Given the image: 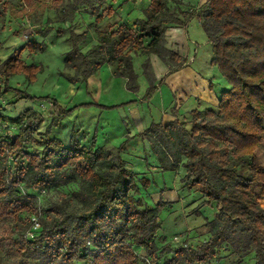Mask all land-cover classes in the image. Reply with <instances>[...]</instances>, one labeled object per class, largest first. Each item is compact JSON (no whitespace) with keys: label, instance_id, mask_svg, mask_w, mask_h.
Returning a JSON list of instances; mask_svg holds the SVG:
<instances>
[{"label":"trees","instance_id":"16d2710c","mask_svg":"<svg viewBox=\"0 0 264 264\" xmlns=\"http://www.w3.org/2000/svg\"><path fill=\"white\" fill-rule=\"evenodd\" d=\"M107 1L118 0H58L64 23L70 25L78 10L94 17L90 25L97 42L87 50V32L76 33L73 26H44L34 35L67 34L69 49L60 75L68 82H86L107 65L135 92L132 56L153 54L172 73L181 67L180 57L165 47L164 32L198 19L213 51L211 63L228 89L220 93L216 109H194L184 121L161 126L151 123L133 137L148 143L161 173L184 170L183 187L197 192L195 216L204 207L214 209L211 219L204 218L206 238L194 247L166 242L158 249L160 215L167 203L148 204L143 193L157 179L126 166L122 154L133 137L125 136L117 147H100L93 132L85 146L73 132L65 146L52 129L75 108L89 105L66 109L46 96L52 106L47 127L37 109L17 117L0 111V247L11 240L19 264H159L163 259V264H208L222 253L223 260L237 264H264V0H207L200 8L181 0H150L143 20L112 31L99 26L104 14L113 13L110 5L100 10ZM8 2L0 0V16ZM34 37L0 58V100L8 93L13 105L34 98L9 83L21 75L31 84L43 71L22 58L24 51L30 55L47 49L45 41ZM141 66L146 100L158 85L149 62ZM34 145L38 152L26 150ZM9 156L23 162L11 168ZM70 186L74 189L66 191ZM54 192L57 198L42 204V196Z\"/></svg>","mask_w":264,"mask_h":264},{"label":"crops","instance_id":"0c3cea01","mask_svg":"<svg viewBox=\"0 0 264 264\" xmlns=\"http://www.w3.org/2000/svg\"><path fill=\"white\" fill-rule=\"evenodd\" d=\"M181 1L183 5L191 8H200L207 0ZM149 2L150 0H133L128 2L118 0L114 3L107 1L105 7L110 5L113 13L111 15L104 14L99 26L111 31L115 30L121 24H126L128 27L133 28L136 20H143L145 18L144 12ZM102 9L103 7L100 8L101 11ZM93 20L94 17L88 10H80L75 13L72 23L70 25L67 23L68 26H64L65 28L73 26L76 33L87 32L85 50L97 42L95 32L90 25ZM200 28L198 19L192 17L185 27L172 26L165 30V47L179 55V63L181 64L180 68L170 74H168V66L153 54L148 56H132V66L138 76L137 80L141 77V65L147 60L149 65H151L156 85H158L157 89L146 100H143V95L136 94L139 89V84L136 92L128 91L126 89V80L122 77H114L112 67L102 65V68L98 72L87 79V84L102 88L103 86H107L111 79L119 80L121 87L125 88L129 98L111 105L116 106L117 109L110 112L100 110L94 106L75 108L71 114L58 122L57 127L52 129V136L67 146L74 132L75 138L82 145L89 146L92 140V133L94 132L96 138L95 144L97 146L117 147L125 139V136L133 137L134 134H139L147 129L151 123L161 126L175 120L180 121L181 119H185L189 112L194 109L200 111L215 109L220 93L228 89V85L224 80L226 86L224 85L218 89L217 96L211 95L210 92L207 93L208 90L206 89H208L209 80L212 82L213 78L201 77L198 69L193 64L195 58L192 57L190 50L194 45L203 44L209 51V62L212 61L213 51L208 43L207 37L203 35ZM59 36L62 37L63 35L61 34ZM34 38L36 41H40L39 37L35 36ZM66 39L64 38V40ZM8 55L7 53L4 58ZM192 65L194 66L192 67ZM15 88H19L18 85ZM5 99L11 102L13 100L12 94L8 93L3 95L0 100V111L12 117L9 115L11 113H9L7 105L2 104ZM68 103L67 101L63 103L64 108H71ZM89 104L94 105L95 102L79 103L77 105ZM119 105L122 106L118 107ZM8 108L11 109L12 113L14 110L20 113L23 111L19 110L21 108L26 110L33 107L29 103L24 102V100H19L12 107L8 106ZM17 113L14 117L17 116ZM49 121L50 117L47 115V117H44L43 126L47 127ZM123 152L122 158L131 171L145 174L147 177H151L152 174L157 173V177L159 178L164 173H161L158 168L154 156L149 151L148 143L141 138L133 137L125 145ZM179 170L183 175L184 170L182 168H179ZM156 183L159 185L158 190L161 192L165 182H161L162 185L158 181ZM165 187L167 189L169 188L167 185Z\"/></svg>","mask_w":264,"mask_h":264},{"label":"rangeland","instance_id":"374dc122","mask_svg":"<svg viewBox=\"0 0 264 264\" xmlns=\"http://www.w3.org/2000/svg\"><path fill=\"white\" fill-rule=\"evenodd\" d=\"M58 3V0H37L33 4L28 5L23 0H9L7 8L3 11L4 14L0 16V42H2L0 58H4L7 53L10 54L16 48L28 44L30 39L35 36V31L40 27L51 26L56 29L62 24L63 26H68L67 23L63 22L62 6ZM105 5H107L106 2L101 5V8L105 7ZM200 30L202 31V28ZM62 35L60 37L52 32L44 39L38 40V42L45 41L47 43V49L44 53L30 55L26 51L22 53V58L27 65L41 66L43 69L41 73L37 74L31 84H27L21 75L11 79L9 83L14 87L18 85L20 89L34 97L32 100H24V102L29 103L31 107L42 112L44 117H47L48 112L52 110L51 103L46 96L56 100L58 105L62 107H64L63 103L65 101L69 102L68 105L71 108L79 103L95 102L94 105L89 104V106L108 112L116 110L117 107L111 105L129 98L125 88L121 87L119 80L111 79L107 86L99 88L92 84H87V82L70 83L60 75V72L64 70V53L69 49L68 40H64V38H67V34L63 33ZM190 50L192 57L195 58L193 64L198 69L201 77L213 78L212 82L209 80L210 83L208 84V89H206L208 90L207 93L210 92L211 95L217 96L218 89L224 85L226 86V84L217 66L209 62L208 49L205 45L198 44L192 46ZM138 80L139 89L135 92L144 96L147 81L142 75ZM5 100L2 104L7 105V109L11 113L9 115L14 117L17 111L14 110L13 114L11 109L8 108V106L12 107L13 104H10L9 100ZM121 106L119 105L118 107ZM19 110L25 109L21 108ZM180 121H184V119ZM39 137V135H35L36 139H39ZM39 149L38 146L34 145L28 146L26 150L34 153L38 152ZM22 162L15 160L13 164H9L13 168L14 166H20ZM157 175V173L152 174L151 178L157 179L155 181L159 183L164 181L163 190L160 192L158 190L159 185L155 183L143 195L148 204L153 205L158 201L167 203L160 215L162 226L158 233V249H161L166 242L173 247L179 246V244H183L186 247H194L197 243L204 241L207 235L204 218L211 219L215 212L214 209L204 207L200 210L201 215L199 217L194 215V211L199 209L198 202L194 199L197 192H189L183 187L182 172L180 170L177 173L164 172L160 178ZM165 185L169 186L170 189H167ZM73 189L74 186H70L66 188V191L70 192ZM56 196L57 193L55 192L42 196V204L45 205L50 199L57 198ZM261 204L264 206V202ZM137 251L140 256H144L143 251ZM222 256H225V254L222 253ZM222 256L212 259L208 264H237L235 260L232 261L228 258L223 260ZM163 260L159 264H163ZM0 264H19V256L13 250V242L11 240H8L0 247ZM22 264L34 263L23 261Z\"/></svg>","mask_w":264,"mask_h":264},{"label":"built area","instance_id":"2783aa9c","mask_svg":"<svg viewBox=\"0 0 264 264\" xmlns=\"http://www.w3.org/2000/svg\"><path fill=\"white\" fill-rule=\"evenodd\" d=\"M14 161H15V159L12 158V156H9V162L13 164ZM32 221H33V224H32V231H33V232H36V230L39 228L38 223H37L34 219H33ZM32 235H33V233H32Z\"/></svg>","mask_w":264,"mask_h":264}]
</instances>
